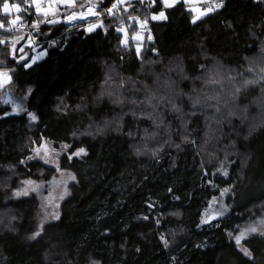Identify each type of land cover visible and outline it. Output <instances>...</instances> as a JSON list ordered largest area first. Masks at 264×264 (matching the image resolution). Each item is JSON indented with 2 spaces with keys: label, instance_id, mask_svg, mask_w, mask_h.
Returning a JSON list of instances; mask_svg holds the SVG:
<instances>
[{
  "label": "trees",
  "instance_id": "16d2710c",
  "mask_svg": "<svg viewBox=\"0 0 264 264\" xmlns=\"http://www.w3.org/2000/svg\"><path fill=\"white\" fill-rule=\"evenodd\" d=\"M149 1L133 4L161 12V0ZM5 3L25 7L22 27L42 32L47 54L28 68L26 38L15 58L12 44H0V70L27 97L20 115L0 105V264H264V238L244 243L252 260L232 239L264 211V0H224L196 23L180 3L152 23L151 42L133 28L129 48L116 23L91 32L63 23L116 0L83 1L56 23L27 0H0L8 28ZM13 29H0V39ZM249 80L259 82L245 87ZM43 141L87 154L64 156L59 169L26 164ZM59 170L76 183L59 219L32 239L39 201L7 199L23 181L48 182ZM224 189L227 215L202 222Z\"/></svg>",
  "mask_w": 264,
  "mask_h": 264
},
{
  "label": "rangeland",
  "instance_id": "374dc122",
  "mask_svg": "<svg viewBox=\"0 0 264 264\" xmlns=\"http://www.w3.org/2000/svg\"><path fill=\"white\" fill-rule=\"evenodd\" d=\"M83 1L84 0H76L74 8H77L81 4V2H83ZM88 1L89 0H85V2H88ZM136 1H138V0H124L123 4L134 3ZM213 1L214 0H177V2L174 4L173 7H175L176 5H179L180 3H185L186 5L191 7V11H192V9H199L200 11H206V9L208 8V4L212 3ZM27 2L28 3H26V6L33 8L34 11L36 12L35 4H33L31 2V0H27ZM141 2H147V4L152 5V3H149L150 2L149 0H141ZM161 2H162V0H161ZM14 6H17V5L11 6L9 4L10 11L8 13H5L3 10V13L9 14L8 16L11 17V20L16 19L17 16H19V22L17 25L13 26V25L9 24V25H7V27L14 28L13 30L22 29V26L25 24V22L23 20L24 17L20 14V12H22L25 9V7L22 8L20 5H18L23 10H21L19 13H17L15 11ZM41 7L43 9H47L49 7V0H41ZM53 7L56 9L57 13H59L63 10H74V8L69 9V8H67V6H65L63 4H55V5H53ZM173 7H170V8H173ZM78 9H80V8H78ZM163 11H164L165 17H166V11L165 10H163ZM23 12H25V11H23ZM192 12L195 16H197L199 14L198 12H195V11H192ZM159 13L152 15L151 19L153 16H158ZM36 15H37V12H36ZM39 16H44V15L40 14ZM47 18L51 19V18H53V16L50 14ZM54 18L57 20V15ZM165 20H166V18L165 19H155V20L152 19L151 21L162 22ZM57 21L60 22V19H58ZM24 47L25 48L29 47L30 50H32V52H34L33 57H35L36 60L34 63L31 60V62L29 63L31 66L42 61L46 57V54H47L46 51H43L42 48H40V47L32 46L28 40L26 41ZM25 50L26 49H24L23 51H25ZM11 82H12V78H11ZM11 82L5 84L2 88H0V105H2V108L7 110L10 106L8 108H5L4 105H6V103L4 101L8 98L9 95H13V99L16 101L15 105L20 106V109L16 110L15 112H17L19 114L25 113L27 97H24V96L22 97L21 95H19L16 87L14 85H12ZM1 100H3L4 103L1 102ZM32 114H34V113H32ZM28 117L30 118L29 113H28ZM41 145L46 146L48 153H49V155L47 157H44V149H41V152L39 154L36 153L35 149H37ZM41 145L35 146V148L32 151L33 153L28 158V160L26 161V164L39 162V163H41V164H43L49 168L59 169L61 167L64 156L71 157L69 159L72 160L75 158L80 159L87 154L86 151L84 153H81L79 156L75 155V153L71 154L69 152L70 147L64 148V147H62L63 145H60L58 147V146H56L55 143H53L51 141H43V143ZM72 176L75 177V175L70 171L59 170L52 177V179L48 182L25 180V181H33L34 184H27V183H25V181H23L20 188L17 191H15L7 200L9 201V203H15L21 199L30 198L31 196H35L37 198V200L39 201V204H40V210H39V213H38L37 218H36V225L38 227L41 224V222H43V225L45 226L49 223H52V222L58 220V219L52 218L53 213H58L59 217H60L61 204L64 200H66L71 195V187H72V185H74L76 183V177L73 180L70 178ZM36 185H40V187L37 189ZM25 191H27V195L23 194ZM17 192H20L21 195L17 196L15 194ZM61 197H63V198H61ZM226 213H227V206L225 203V195H224L223 197L216 198L215 202L213 200L212 205H211L210 209L208 210V212H206V214L204 215L203 220H207L208 222H210L212 220L211 217L213 215H215V218H222V217H225V215H227ZM262 219H264V211L261 213V215L256 220H254L251 223L246 224L242 228H240L238 233L233 235L232 239L235 240V236L239 235L240 231H243V230L249 228L250 226H257L258 222ZM208 222H206V224ZM210 225H211V223H210ZM44 226H43V228H44ZM253 236L261 237L259 234H251L247 238V240ZM262 238H264V237H262ZM246 241H242V244H244ZM219 264H232V263L230 261H228V259L222 258V260L220 261Z\"/></svg>",
  "mask_w": 264,
  "mask_h": 264
},
{
  "label": "snow or ice",
  "instance_id": "6c2138e0",
  "mask_svg": "<svg viewBox=\"0 0 264 264\" xmlns=\"http://www.w3.org/2000/svg\"><path fill=\"white\" fill-rule=\"evenodd\" d=\"M31 2L33 4H35L36 6V12H37V15H40V14H43L45 18H47L50 14L53 16V19H50V20H46V22L48 23H56L58 22L54 17L56 16L57 12H56V9L53 7V5L55 4H63L65 6H67V8L69 9H72L75 7V3H76V0H49V7L47 9H43L41 7V0H31ZM124 0H116V3H113L112 4V7L107 9L108 13L109 14H113L114 10L117 9L118 5L120 3H123ZM177 2V0H162V3H163V6L165 8H170V7H173L174 4ZM95 3H93V6L90 7L88 9V12L87 14L81 12L79 14H77L76 12H72L70 15L67 16V21L68 22H72L76 19H85L86 18V15H97V13L94 11L95 9ZM15 7V11L17 13H19L22 9L17 5V6H14ZM224 7V0H219V2L215 3V6H209L206 11H200L199 9H192V11H195V12H198L199 14L197 16H195L192 20V23H196L197 20H199L202 16H205L207 15L208 13H211L213 11H215L216 9H219V8H223ZM3 10L5 13H8L10 11L9 9V4L8 3H5L3 5ZM127 10V9H125ZM165 13L164 11H161L159 13L158 16H153L152 19H165ZM19 22V16H17L16 19H13L11 21H9V24L10 25H17ZM39 23L40 21H35L33 23V27H36L38 28L39 27ZM146 23V22H145ZM99 25H90L87 29V31L91 32L94 30L95 27H97ZM0 29H4L5 31H11L12 28L11 27H8V28H5V25L3 22H0ZM117 31H125L123 28H117ZM22 37L20 38H17L16 40H14L12 42V50H11V54L13 55V57L15 58V43L18 42L19 39H21ZM137 40L140 39L139 36L136 37ZM149 39H151V36H149ZM126 42V41H125ZM7 41L5 39H0V44H6ZM21 52H23V49H20ZM139 51L140 49L137 48V53L139 54ZM20 59H26L24 56H21ZM36 58L33 57L32 58V61L33 63L35 62ZM25 67H30L31 65L30 64H26L24 65ZM262 72H264V69L261 70ZM261 79H264V77H261ZM11 82V75L9 74V72L7 71H3V70H0V88H2L5 84L7 83H10ZM215 82V81H213ZM259 81L257 80H249L246 82L245 84V87L249 84H255V83H258ZM237 93L240 91V89L238 88L237 90ZM214 97H210L209 99H213ZM20 109V106L17 105L16 106V110H19ZM219 110V109H217ZM29 116L31 118V120H36L37 117L34 115V114H31L29 113ZM62 147L64 148H69L70 145H63ZM41 149H44V157H47L49 155L48 153V150L46 148L45 145H41L40 147H38L37 149H35L36 153L39 154L41 152ZM85 150L84 149H79L75 155L79 156L81 153H84ZM153 155H155V153H153ZM71 158V157H69ZM47 162V161H46ZM223 175L227 176L228 175V172L225 170L223 171L222 173ZM71 179H75L74 176L70 177ZM25 183L27 184H34L33 181H25ZM40 187V185H36V188L38 189ZM229 191H231L230 189H224L221 191V196H224L226 193H228ZM17 196L21 195L20 192H17L15 193ZM24 195H27V191H25L23 193ZM63 198V197H61ZM214 202L216 200V198L214 197L213 198ZM222 214V213H221ZM52 218L53 219H59V214L58 213H53L52 214ZM212 219H215V215H213L211 217ZM144 219H147V217H144ZM204 223L208 222L207 220H204L202 221ZM43 222H41V224L38 226V230L36 232H34L33 236H32V239H36L37 237H39L41 235V232L43 230ZM251 234H259L261 237H264V219L260 220L258 222V225L257 226H250L249 228L243 230V231H240L239 235H236L235 236V244L236 246L239 248V250L243 253V255L245 257H247L249 260H252L253 259V254L252 252L244 246V244H242V241H246L247 238L251 235ZM229 235L231 236L232 234L229 233ZM165 245H167V241H165Z\"/></svg>",
  "mask_w": 264,
  "mask_h": 264
},
{
  "label": "built area",
  "instance_id": "2783aa9c",
  "mask_svg": "<svg viewBox=\"0 0 264 264\" xmlns=\"http://www.w3.org/2000/svg\"><path fill=\"white\" fill-rule=\"evenodd\" d=\"M219 2V0H214L212 3L208 4L209 6H215V3ZM162 4V2H161ZM176 5L175 7H177ZM92 7V5L86 7L85 9H81L76 11L77 14L83 12L87 14L88 9ZM111 5L108 6H95L94 11L97 15H86L85 19H76L72 22L67 21L66 15L63 19L64 25L70 30H82L88 29L90 25H99L97 27L106 26L107 23H116L119 28H123L124 41L123 46L125 48H129L132 42L131 30L135 29V34L140 37L142 41L151 42L153 40V32H152V23L151 16L154 15L153 10L148 8L147 10H141L135 4H119L117 9L114 10L113 14H109L107 9L111 8ZM173 7V8H175ZM173 8H165L162 4V10H169ZM127 9V10H125ZM221 8L216 9L215 11H219ZM214 11V12H215ZM146 22V23H145ZM0 33V37H1ZM151 36V39H149ZM24 37L26 38L31 45L39 47L43 45L42 41V32L39 29H30L22 27V29L13 30L11 35L6 40L9 44H12L15 38ZM51 41H55L51 40ZM126 41V42H125Z\"/></svg>",
  "mask_w": 264,
  "mask_h": 264
},
{
  "label": "flooded vegetation",
  "instance_id": "af4514ba",
  "mask_svg": "<svg viewBox=\"0 0 264 264\" xmlns=\"http://www.w3.org/2000/svg\"><path fill=\"white\" fill-rule=\"evenodd\" d=\"M3 102V100H1ZM6 105H4L5 108H9L6 110L8 115H20L19 113L15 112L16 111V101L13 99V95H9L8 98L4 101ZM3 102V103H4Z\"/></svg>",
  "mask_w": 264,
  "mask_h": 264
},
{
  "label": "water",
  "instance_id": "95a60500",
  "mask_svg": "<svg viewBox=\"0 0 264 264\" xmlns=\"http://www.w3.org/2000/svg\"><path fill=\"white\" fill-rule=\"evenodd\" d=\"M91 5L93 6V3H92ZM95 5L98 6L97 3H95ZM216 219H218V218L212 219L209 223H212V222H213L214 220H216Z\"/></svg>",
  "mask_w": 264,
  "mask_h": 264
},
{
  "label": "crops",
  "instance_id": "0c3cea01",
  "mask_svg": "<svg viewBox=\"0 0 264 264\" xmlns=\"http://www.w3.org/2000/svg\"><path fill=\"white\" fill-rule=\"evenodd\" d=\"M85 1V0H84ZM92 4V3H91Z\"/></svg>",
  "mask_w": 264,
  "mask_h": 264
}]
</instances>
